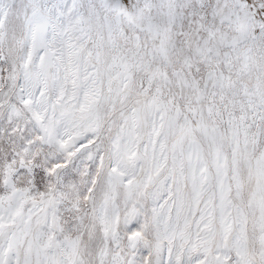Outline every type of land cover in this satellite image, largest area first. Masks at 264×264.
<instances>
[{"label":"snow or ice","instance_id":"snow-or-ice-1","mask_svg":"<svg viewBox=\"0 0 264 264\" xmlns=\"http://www.w3.org/2000/svg\"><path fill=\"white\" fill-rule=\"evenodd\" d=\"M0 264H264V0H0Z\"/></svg>","mask_w":264,"mask_h":264}]
</instances>
